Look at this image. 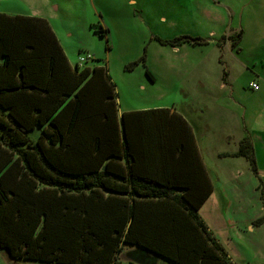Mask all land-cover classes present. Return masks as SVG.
<instances>
[{"label": "trees", "instance_id": "trees-1", "mask_svg": "<svg viewBox=\"0 0 264 264\" xmlns=\"http://www.w3.org/2000/svg\"><path fill=\"white\" fill-rule=\"evenodd\" d=\"M87 61L72 66L48 19L0 12V251L16 261L123 264L131 248L146 262L238 264L199 212L211 178L183 158L159 176L155 158H136L128 125L137 112L119 118L108 67ZM230 155L259 176L251 137Z\"/></svg>", "mask_w": 264, "mask_h": 264}, {"label": "rangeland", "instance_id": "rangeland-1", "mask_svg": "<svg viewBox=\"0 0 264 264\" xmlns=\"http://www.w3.org/2000/svg\"><path fill=\"white\" fill-rule=\"evenodd\" d=\"M22 8L48 18L73 66L90 53L96 60L89 59L87 65L110 69L121 111L208 106L203 120L210 132L200 133L202 149L215 188L223 186L221 199L231 203L224 208L225 220L237 222L241 235L233 241L229 233L234 235L235 229L227 224L217 231L212 201L202 208V216L214 223L238 264H264V224L252 232L245 222L249 216L264 217V178L244 158L215 154L236 149L234 138L225 137L235 136L242 105L255 115L263 113L264 0H0L2 10ZM101 25L109 29L107 36L99 33ZM178 36L201 37L211 44L174 46L160 40ZM218 42L222 49L226 46L223 51L217 49ZM233 42L241 51L232 48ZM222 56L230 69L231 96L230 88H220ZM253 77L262 81L261 90L249 86Z\"/></svg>", "mask_w": 264, "mask_h": 264}, {"label": "crops", "instance_id": "crops-1", "mask_svg": "<svg viewBox=\"0 0 264 264\" xmlns=\"http://www.w3.org/2000/svg\"><path fill=\"white\" fill-rule=\"evenodd\" d=\"M135 2V0H132ZM0 12H5L8 14H20V15H27V16H38L42 18H46L45 15H39V14H33L29 13L27 9H18L14 12H9L0 9ZM48 19V18H46ZM204 43L199 44H193L192 42H186L189 43L193 47L203 46L207 44H211L209 40H205ZM185 44V43H183ZM181 44V45H183ZM217 44V49H220L223 51L222 47L220 46L219 42L215 43ZM232 48L235 50L241 51L238 47V43L236 45H232ZM224 56H222V66L223 68V78H222V84L220 88L222 89H228L230 88V96L233 93V87L230 83V69L229 66H225L226 61L223 60ZM73 66V65H72ZM97 66V65H94ZM109 69V68H108ZM110 72V69H109ZM111 74V73H110ZM112 76V75H111ZM113 79V77H112ZM156 80V79H155ZM252 81H257L260 84V88L258 90L262 89L261 83L262 81L258 77H253L251 79ZM250 82V83H251ZM250 86V85H249ZM253 89V88H252ZM254 90V89H253ZM257 91V89H255ZM254 90V91H255ZM118 92V90H117ZM117 102H118V116L121 119L123 113L125 112H137L136 114H133L129 116L131 119L129 122V142L131 144V147L133 149L134 154L136 155V158H155V160H152V164L154 165V172L157 173V176H159L163 171H166L168 173H171L165 169V166L167 168H170L172 171H176V167L179 163L178 158L184 159V164L188 163L190 165V169L192 173H203V171L206 172V174L211 178L212 182V192L209 195V197L205 200V202L200 207V214L202 216L201 210L205 206H207L212 201V208L214 210V214L216 215V221L215 227L217 228V231L223 230L225 228V224L233 227V229L237 228L235 225L236 223H233V220H225V215L227 214V211L224 209L225 207L231 208V203L225 202V200L221 199V196H224V188L223 186H220V188H215L214 181L212 175L209 173L208 170V163L207 160H205V154L202 149L201 141H200V133H203L206 131V134L210 132L208 127V122L205 123L203 118L205 117V114L207 113L206 105H204V108H198V109H192L191 111H184L183 109H179L177 106L173 107H167V106H159L155 108H146V109H135V110H128V111H121L120 103H119V95L117 96ZM243 106V113H241L240 117H238V121L236 120V126H235V136L233 134L229 133L225 138L227 140H230L231 138H234L236 149L232 151H221L222 149H219L215 152L216 156L219 158H226V157H233V158H244L242 156H234L230 155L234 152L238 151L241 140L249 136L251 137L254 149H255V156L257 159V165H258V175L259 179L264 178V109L263 113L253 114V110L249 112V108L246 104ZM162 108H168L167 110H161ZM153 110V111H150ZM141 111H147V112H141ZM235 115V113H233ZM261 119H263V123L261 122ZM165 119L167 122H162L161 119ZM240 119V121H239ZM260 124V126L258 125ZM121 129V136L123 139V129L120 124ZM231 130V129H230ZM232 131V130H231ZM188 135V139L186 141V138L184 136ZM224 138V139H225ZM236 138V139H235ZM228 155H225L227 154ZM262 158V159H261ZM261 159V161H260ZM168 160V161H167ZM169 164V165H166ZM174 164V165H170ZM178 169L182 168V166H177ZM178 172V171H176ZM255 174V173H254ZM263 182V181H262ZM226 194V193H225ZM227 195V194H226ZM224 198V197H223ZM229 199V197H227ZM264 207V206H263ZM212 210L210 207L208 208ZM213 211V210H212ZM204 221L208 224V226L215 232V234L218 236V238L221 240V242L226 247L231 259L237 262V259L234 254L230 252V250L227 248L226 242L220 237L219 234L216 233L214 230V223H209L206 221V218L202 216ZM257 217L255 216H249L245 219L246 227L250 228L252 232L255 231L256 226H260L261 224H256L255 221ZM261 218V217H260ZM238 229V228H237ZM231 239L234 241L235 236H240V232H237L235 229V234H230ZM229 235L227 237V240L229 238ZM135 252L131 250V248H126L120 255V260L123 264H176L173 261H170L168 259L155 256L154 254H151V256L147 257L146 261H140L138 259H135L134 257H137ZM152 260L151 262H149ZM4 261V262H2ZM21 261V260H20ZM16 260H11L8 257V254L6 252L0 251V262L3 264H18ZM27 262H35L36 264H56V263H44V262H38V261H32V260H25ZM238 263V262H237ZM28 264V263H27Z\"/></svg>", "mask_w": 264, "mask_h": 264}, {"label": "built area", "instance_id": "built-area-1", "mask_svg": "<svg viewBox=\"0 0 264 264\" xmlns=\"http://www.w3.org/2000/svg\"><path fill=\"white\" fill-rule=\"evenodd\" d=\"M91 57H92L91 54H88L86 57L85 56H82L80 58V63H83V62L87 61ZM250 87L253 88V89H259L260 88V85H259V83L257 81H252L250 83Z\"/></svg>", "mask_w": 264, "mask_h": 264}]
</instances>
